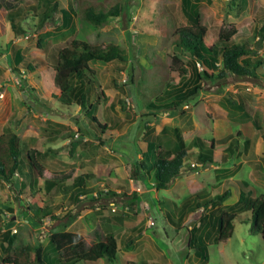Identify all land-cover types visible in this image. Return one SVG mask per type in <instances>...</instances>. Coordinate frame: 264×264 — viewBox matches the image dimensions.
<instances>
[{
  "label": "rangeland",
  "instance_id": "rangeland-1",
  "mask_svg": "<svg viewBox=\"0 0 264 264\" xmlns=\"http://www.w3.org/2000/svg\"><path fill=\"white\" fill-rule=\"evenodd\" d=\"M1 1L0 134L6 128L16 132L36 165L25 180L0 181L1 232L11 231L14 246L48 245L50 221L35 220L26 213L27 205L41 202L40 195L55 214L80 213L67 229L83 235L86 246L109 231L114 233L119 247L115 264H264V240L252 232L251 213L244 207L234 209L233 235L219 243L210 242L216 234L215 217L229 210L226 204L238 201L242 188L253 196L264 193V139L253 125L258 119L264 126V81L229 74L206 81L183 111H151L146 107L148 101L156 100L167 83L168 88L184 84L190 74V56L176 47L171 36L174 29L188 24L183 0H93L107 7L121 6L119 14L100 27L88 23L77 10L80 0ZM198 1L202 22L215 36L235 28L232 40L248 43L264 58V39L260 37L264 0ZM11 8L20 12L18 32L7 18ZM71 8L66 25L62 10ZM73 39L100 47L115 43L128 51L126 62L90 63L96 78L91 98L94 114L116 131L104 145L90 137L96 136L85 111L77 104L63 105L55 88L58 51ZM17 52L24 58L19 64ZM174 56L177 63L172 62ZM229 97L239 100L243 111L229 112L230 103L224 100ZM167 127L179 128L189 150L186 167L196 171L181 175L168 189L158 190L151 176L132 178V169L148 141L173 146L175 134ZM238 133L237 148L223 163H198L201 149H207L213 140L217 149L228 145ZM248 137L252 143L246 147ZM220 139L226 140L222 143ZM77 140L81 144L74 149L71 144ZM109 165L114 167L111 176L99 172ZM80 175H88L85 186L96 190L92 200L81 197V202L75 201L73 184ZM48 181L58 185L48 189ZM228 188L232 197L223 204L198 206L202 199ZM121 212H137V216L119 223L115 216ZM203 218L205 224L200 226ZM193 228L198 238L208 241L209 260L189 248ZM99 264L110 263L102 259Z\"/></svg>",
  "mask_w": 264,
  "mask_h": 264
},
{
  "label": "trees",
  "instance_id": "trees-1",
  "mask_svg": "<svg viewBox=\"0 0 264 264\" xmlns=\"http://www.w3.org/2000/svg\"><path fill=\"white\" fill-rule=\"evenodd\" d=\"M3 7L4 4L0 0V11ZM120 8L119 5L107 7L93 0H80L77 10L81 12L88 23L100 27L112 15L119 14ZM56 9L57 4L54 5V11ZM71 10L72 8L62 10L66 25L70 23L71 15L69 11ZM183 11L188 24L174 29L171 36L176 47L183 53L189 54L188 67L190 74L182 85H174L173 88H168L167 83V88L163 92L155 93L158 95L156 100L148 101L147 109L171 113L183 111V107L203 89L206 81L224 79L229 74L264 81V58L258 56L257 51L251 48L248 43H236L232 40L233 35L237 33L235 28L221 30L218 37L215 36L209 27L202 22L198 0H183ZM19 16L18 8L8 10L7 18L15 32L19 31L17 26ZM260 37L261 40L264 39V25L260 31ZM39 45L41 47L40 43ZM15 59L19 64L24 58L20 52H17ZM171 59L174 63L178 62V58L175 56ZM127 60V49L115 43L100 47L84 39H73L58 51L57 63L54 67L55 88L59 91L58 98L63 105L77 104L81 107V110L85 111L90 127L96 136L90 135V137L99 139L101 145L113 139L116 131L112 125L101 122L100 118L94 114L95 104L91 101V98L96 78L95 71L90 63L93 61L126 62ZM176 67L179 69L178 66ZM224 100L230 103L229 112L230 110L243 111V106L239 100L237 101L231 97L224 98ZM244 115L246 114L244 113ZM253 125L264 139V126L261 125L258 119L253 121ZM166 129L172 130L175 134L172 141L173 146L167 148L156 141H148L146 150H142L141 158L132 169V178L146 179L151 176L154 188L158 190L168 189L181 175L196 171L195 167H186L189 150L185 147L184 137L179 134V128L167 127ZM85 136L86 134L82 133V137ZM239 137H241L240 133L230 138L228 145L225 143L218 149L216 148V142L213 140L207 149H201L198 152V163L203 166L220 165L228 159L229 154H233V150L237 148L240 140ZM225 140L220 139L222 143ZM244 142L247 147L251 145L252 140L248 137L245 138ZM80 144L81 141L77 140L72 142L71 145L75 149ZM35 170L34 158L31 152L24 150L22 138L16 132L6 128L0 134V181L12 184L17 180V177L25 180ZM113 170L114 167L109 165L101 167L99 172L104 176H111ZM85 177H88V175L78 176L73 184L76 186L74 196L76 202H81V197L91 199L96 192L94 187L85 186ZM21 184L26 186L24 181ZM57 185L58 182L48 181L46 183L48 189ZM38 196L42 199L41 202L36 206L34 204L27 205L26 213L35 220L50 221V225L46 226L49 237L48 245L43 246L42 243L38 242L37 244L14 246L15 236L10 230L1 232V226L4 222L1 223L0 221V249L3 252L2 255L0 254V264H75L80 261L99 264L102 259L110 264H115L119 255V247L114 233L109 231L103 239H99L88 247L84 242L83 235L67 229L80 213L70 210L63 216L55 214L42 196ZM34 197L36 196H33L32 199ZM231 197L232 190L228 188L223 193L202 199L198 206H218ZM133 206H135V203ZM226 206L229 210L216 216L213 221L216 234L210 242L219 243L233 235L234 220L237 216V211L234 212V209L240 206L251 213L252 232L258 233L264 240V193L253 196L250 191L246 192L242 188L238 201L232 205L226 204ZM136 216L137 212L133 215L128 214V212H121L120 216L116 215L115 217L119 223H122ZM205 221L206 219L203 218L200 226L203 223L205 224ZM189 232V248L194 250L195 255L198 257L209 260L208 241L198 238L194 234V228ZM128 264L158 263L142 261L141 263L129 262Z\"/></svg>",
  "mask_w": 264,
  "mask_h": 264
},
{
  "label": "built area",
  "instance_id": "built-area-1",
  "mask_svg": "<svg viewBox=\"0 0 264 264\" xmlns=\"http://www.w3.org/2000/svg\"><path fill=\"white\" fill-rule=\"evenodd\" d=\"M219 64V63H218ZM201 68V67H200Z\"/></svg>",
  "mask_w": 264,
  "mask_h": 264
}]
</instances>
